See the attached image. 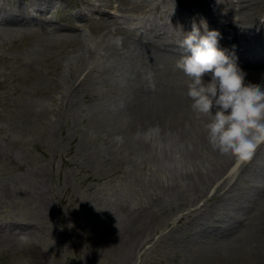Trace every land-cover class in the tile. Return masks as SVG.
<instances>
[{"label": "rangeland", "instance_id": "1", "mask_svg": "<svg viewBox=\"0 0 264 264\" xmlns=\"http://www.w3.org/2000/svg\"><path fill=\"white\" fill-rule=\"evenodd\" d=\"M26 1L30 2L0 0V9L26 7ZM57 1L63 6L50 14L45 10L43 20L79 25L83 43L91 47L98 46L99 38L106 35L118 41L114 29L98 33L106 17H116L130 32L154 30L168 40L181 33L185 25L199 26L200 19L208 22L210 12L204 8L213 6L207 1L195 5L184 0H129L125 5L120 3L113 16V9L99 0ZM260 12H264V0L252 12L251 28ZM34 14L39 17L41 11ZM88 16L94 22L87 21ZM4 35L7 40L16 37L11 36L13 33ZM240 39L244 41L242 36ZM252 40L264 43V32ZM23 42V38H15L0 43V147L7 145L12 154L0 153V264H24L29 259L42 261L37 264H211L209 254L214 246L207 250L211 245L202 242L195 230L187 229L194 217L190 211L206 203L211 190L198 196L176 184L184 182V172L193 161L207 163V154L201 151L203 144L193 151L177 135L162 137L160 127L158 134L146 135L149 129L157 128L149 126L139 133L150 142L138 143V150L129 153L131 158L121 160L123 154H116L112 145L115 142L123 148V135L114 131L108 134L97 126L96 111L107 102L99 101L101 96L95 99L89 95L103 91L102 86L98 83L87 90L82 88L84 95L78 88L71 95L66 93L78 70L86 66L79 61V54L71 51V46L54 53L55 63H61L62 88L67 96L63 101L56 92L57 114L41 113L44 104L52 106L48 96L54 92L51 77L55 70L48 65L53 62L30 60L22 50ZM92 56L101 62L93 63L100 68L101 50L99 58ZM48 130L49 136H44ZM140 140L136 138V142ZM19 159L28 165L21 168ZM39 167L46 170L43 179L35 175ZM240 191L235 190L229 200ZM187 197L196 200L188 202ZM207 207L218 216L226 210L220 200L207 201L204 210ZM137 214H147L143 216L146 223H136L127 232L129 236L120 238L119 231ZM4 238L11 239V246L2 242Z\"/></svg>", "mask_w": 264, "mask_h": 264}, {"label": "bare ground", "instance_id": "2", "mask_svg": "<svg viewBox=\"0 0 264 264\" xmlns=\"http://www.w3.org/2000/svg\"><path fill=\"white\" fill-rule=\"evenodd\" d=\"M99 1L101 5L108 7L118 2L119 4H115L116 10H119L120 3L125 5L129 2V0ZM189 1L195 5H205L206 1L214 2L184 0L185 3ZM176 2L179 3L180 0ZM259 3L260 0H223L215 3L216 9L220 12L218 17L222 16L221 26L227 25L233 32L231 39L235 50L229 56L247 73L246 82L252 83H264V49L257 50V45H248L251 40L246 43L240 42L239 36L242 30L251 28L252 12L259 7ZM27 7L36 9L39 2L30 0ZM27 7L0 9V43L23 38L22 50L27 51L30 60L53 62L48 65L55 70L54 76L51 77L54 92L48 96L52 106L47 108L44 104L41 113L53 115L54 111L56 114L59 112V106L54 107L56 99L59 98L55 95L56 92L63 101L66 99L67 95L62 88L64 81L60 71L61 63H55L57 59L54 53L62 47L71 46V51L77 52L79 61L86 66L78 70L75 81L69 83L68 89L66 87V93L71 95L76 88L82 92V88L87 90L90 85L98 83L102 86L103 91L91 92L89 95L95 96V99L101 96L99 101L107 102L96 111L97 126L108 134L114 131L123 135V148L115 142L112 145L113 149L116 147V154H123L121 160L131 158L129 153L134 149L138 150V143L145 145L146 141L150 142L139 133L141 130H147L149 126L160 127L163 131L161 136L165 139L168 138L167 134L177 135L183 142H187L193 151H196L200 143L203 144L204 150L201 151L207 154V163L201 165L193 161L191 167L184 172V182L176 184L185 187L187 193L193 192V195L198 196L205 195L210 189L211 193L206 194V203L220 200L223 206L225 205L226 210L221 216L214 214L208 207L204 210L205 202L190 211L194 217L190 219L187 229L195 230L201 235L202 242L211 245L207 250L210 251L212 245L214 246L209 254L210 263L264 264V143L259 145L247 161L221 154L209 145L204 128L207 117L198 116L191 110V100L186 96L188 78L175 67L176 61L184 54V49L178 47L174 41L165 40L160 46L158 41L163 37L157 35L154 30L141 34L130 32L117 22L116 17L109 18L97 31L103 33L106 29L109 31L114 29L112 33L119 37L118 41L106 35L99 38L101 41L98 46L91 47L83 43L81 32L68 29L67 24L62 26L46 23L50 25L46 27L28 12ZM204 11L209 12V8H204ZM74 13L72 15L76 16L77 13ZM182 32L177 35L178 38L184 39L191 31ZM222 32L219 39L223 40L225 37L229 41L225 30L222 29ZM10 33L16 37L7 40L4 34ZM131 35H137L138 38H131ZM238 48H241L240 51ZM100 50L103 61L99 68L93 63L101 62L95 60L92 55L99 58ZM84 94L83 90L82 95ZM107 94L110 95L105 98ZM49 134L50 130L46 131L44 136ZM136 138L141 140L136 142ZM187 143H184L186 147ZM7 148V145L0 147V153L12 157L11 151ZM134 158L133 156L132 160ZM19 160L21 168L28 165L24 159ZM45 172L44 167L35 169V175L42 179ZM235 190L241 191L235 193L237 196L233 200H229ZM187 200L193 203L196 199L187 197ZM145 215L147 214L132 216L126 226L119 231L118 236L124 239L130 235L127 232H131L130 228L136 223L140 226L145 224L143 217ZM2 242L11 246L9 238H4ZM201 259L204 260V257ZM37 263L42 261L29 259L24 264ZM128 263L129 261L124 262Z\"/></svg>", "mask_w": 264, "mask_h": 264}, {"label": "clouds", "instance_id": "3", "mask_svg": "<svg viewBox=\"0 0 264 264\" xmlns=\"http://www.w3.org/2000/svg\"><path fill=\"white\" fill-rule=\"evenodd\" d=\"M219 38L221 34L208 30L205 20L200 27L193 24L181 42L184 54L175 67L188 78L191 110L207 117L209 145L221 154L250 159L264 143V83L246 82L247 73L218 48ZM158 133L157 127L146 135Z\"/></svg>", "mask_w": 264, "mask_h": 264}, {"label": "snow or ice", "instance_id": "4", "mask_svg": "<svg viewBox=\"0 0 264 264\" xmlns=\"http://www.w3.org/2000/svg\"><path fill=\"white\" fill-rule=\"evenodd\" d=\"M247 160H249L248 158H245L244 160H240V161H247Z\"/></svg>", "mask_w": 264, "mask_h": 264}]
</instances>
